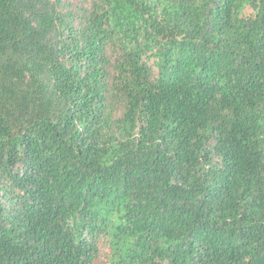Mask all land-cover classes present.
<instances>
[{
  "label": "trees",
  "instance_id": "trees-1",
  "mask_svg": "<svg viewBox=\"0 0 264 264\" xmlns=\"http://www.w3.org/2000/svg\"><path fill=\"white\" fill-rule=\"evenodd\" d=\"M0 264H264V0H0Z\"/></svg>",
  "mask_w": 264,
  "mask_h": 264
},
{
  "label": "rangeland",
  "instance_id": "rangeland-1",
  "mask_svg": "<svg viewBox=\"0 0 264 264\" xmlns=\"http://www.w3.org/2000/svg\"><path fill=\"white\" fill-rule=\"evenodd\" d=\"M249 10L248 9H246V12H248Z\"/></svg>",
  "mask_w": 264,
  "mask_h": 264
}]
</instances>
